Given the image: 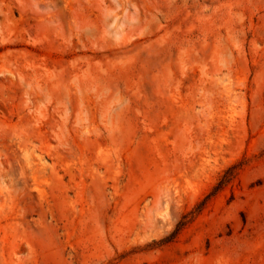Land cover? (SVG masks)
<instances>
[{"label": "rangeland", "instance_id": "1", "mask_svg": "<svg viewBox=\"0 0 264 264\" xmlns=\"http://www.w3.org/2000/svg\"><path fill=\"white\" fill-rule=\"evenodd\" d=\"M0 264H264V0H0Z\"/></svg>", "mask_w": 264, "mask_h": 264}]
</instances>
